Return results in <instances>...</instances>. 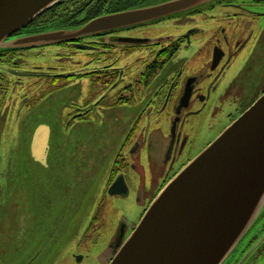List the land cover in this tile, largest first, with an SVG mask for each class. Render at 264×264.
Returning <instances> with one entry per match:
<instances>
[{"label": "flooded vegetation", "instance_id": "obj_1", "mask_svg": "<svg viewBox=\"0 0 264 264\" xmlns=\"http://www.w3.org/2000/svg\"><path fill=\"white\" fill-rule=\"evenodd\" d=\"M125 1L135 2V5L131 3V8H134L147 5L148 0H70L72 12L65 13V10H61L55 21L53 19L56 17H51L45 23H39L35 27L34 21L25 30L16 33L12 39L50 30L79 29L100 16L128 10L120 11L122 7L118 6ZM206 6L209 8L205 9L201 6L184 12L188 17L178 21L195 24L196 20L203 16V21H212L220 25L217 28L212 27L210 31L194 26L177 38L170 36L156 40L132 34L134 30H141L140 28L144 25L174 19L177 16L172 15L144 23V25L125 27L81 37L74 42L53 45L61 48L56 53L58 58L72 55L67 62L62 60L58 62L70 63L73 66H80L79 68L59 71L52 66L46 68L29 65L25 61L26 52L41 50L47 46L0 51V98L3 100L0 102V139L8 143L12 124L18 123L20 118L23 119L33 107L61 86L71 85L83 79L90 80V84L94 86L93 97L72 104L67 113L68 123L91 120L98 117L104 109L126 105L131 107L137 103L142 104L145 100L146 105L141 107L139 118L133 126L131 125L110 169L111 173L104 192L105 195L120 196L122 200L128 198L131 193L128 182L131 173L140 175L142 171L141 175L144 177L148 175L152 181L149 196L141 193L144 200L141 201V206L144 207L143 217L162 188L206 148L196 153L189 152L192 142V135L189 134L195 131L196 122L201 126L210 123L212 118H206L207 120L204 121L203 117L212 113L211 109L216 101L230 94L229 90L233 82L228 79V76L233 71V65L238 56L250 43H253L252 53L264 51V0H218ZM216 11H219L222 16L215 15ZM64 16L67 19L70 18V23L66 24L63 21ZM199 36L205 37V40L195 43L194 38ZM80 45L85 48H80ZM141 50L149 55L135 60V63L142 64V68L133 77V66L122 65L120 61L124 56ZM195 50L197 57L175 59L180 51H183V56H186L189 51ZM82 53H85L88 61H79L80 63L76 64L74 60L77 61V56ZM193 58L199 59L198 67H194L193 64L190 66ZM171 63L172 72L156 85L155 80ZM244 67L243 71L235 73L236 75L239 73V76H236L235 87L245 83L243 88L245 90L242 93V99L245 101L235 109V113L228 115L229 124L221 132H224L233 121L264 95V87L260 85L261 71L251 65ZM191 70L193 71L190 73ZM245 73L248 74L244 75ZM229 97L234 101L232 96L227 95V99ZM167 112H171L170 126L164 131L161 120L165 118L164 114ZM39 125L33 129L32 136ZM209 133L214 137L213 130ZM146 146L150 148V152L145 165L142 153L146 151L144 149ZM116 183H118L116 187L118 194H111L110 189ZM145 199L148 200L147 204ZM137 224H134L132 232L138 226ZM125 226H121L110 240L107 264L111 263L121 246L131 237L132 232L127 234ZM91 231L92 227L89 232ZM263 255L264 216L223 264H257L258 259ZM78 261H81L80 258ZM44 262L45 264L53 263L47 257Z\"/></svg>", "mask_w": 264, "mask_h": 264}, {"label": "rangeland", "instance_id": "obj_2", "mask_svg": "<svg viewBox=\"0 0 264 264\" xmlns=\"http://www.w3.org/2000/svg\"><path fill=\"white\" fill-rule=\"evenodd\" d=\"M161 2L165 0H148L146 4ZM214 14L222 16L219 11ZM187 17L185 13L177 14L174 19L144 25L132 34L156 40L170 36L177 38L194 26L207 31L220 26L212 21H203V16L195 24L178 21ZM203 40L205 37L202 36L194 38L195 43ZM252 44L238 56L228 76L233 86L227 95L232 96L234 101L225 95L213 105L212 113L203 117L204 121L212 118L210 123L206 126L195 123V131L188 132L192 135L189 152H199L211 140L215 141V136L221 135L222 129L229 124L228 115L235 113V109L245 101L242 99L245 83L239 85L242 87H235L244 66L251 65L261 71L260 85L264 87V51L252 53ZM60 49L47 45L44 49L26 52L25 61L29 65L52 66L59 71L80 67L58 62H67L72 56L58 58L56 53ZM148 55L141 50L124 56L120 62L122 65H132L135 77L142 68V64L135 63V60ZM183 55V51H180L175 59L197 57L196 50ZM74 61L76 64L86 62L88 57L82 53ZM191 64L198 67L199 59L193 58ZM172 68L171 63L158 76L155 84L158 85L162 78L172 72ZM238 71L237 76L235 73ZM94 90L87 79L61 86L33 107L23 119L20 118L18 123L12 124L8 143L0 139V264H24L26 255H31L40 246L47 248L46 257L53 261L52 264H107L112 236L124 225L127 234H131L134 224L142 218L144 207L141 201L144 200L141 193L148 197L152 190L148 175L142 176V171L140 175L131 173L128 181L131 193L124 200L120 196L105 195L104 192L110 169L131 125L139 118L141 107L146 105L145 100L131 107L104 109L91 120L68 123L67 113L72 104L93 97ZM170 115L171 112H167L161 120L164 131L170 126ZM41 123L52 130L48 166L37 164L29 153L33 129ZM210 130H213L214 137ZM144 149L143 164L146 165L150 148L146 146ZM91 227L92 231L89 232ZM257 264H264V255Z\"/></svg>", "mask_w": 264, "mask_h": 264}, {"label": "water", "instance_id": "obj_3", "mask_svg": "<svg viewBox=\"0 0 264 264\" xmlns=\"http://www.w3.org/2000/svg\"><path fill=\"white\" fill-rule=\"evenodd\" d=\"M63 1L0 0V51L74 42L218 0H165L100 16L76 30L12 39ZM34 131L29 153L37 164L48 166L52 130L40 124ZM117 186L111 187V194H118ZM263 216L264 95L162 188L110 264H223ZM46 250L35 248L24 264H42Z\"/></svg>", "mask_w": 264, "mask_h": 264}, {"label": "trees", "instance_id": "obj_4", "mask_svg": "<svg viewBox=\"0 0 264 264\" xmlns=\"http://www.w3.org/2000/svg\"><path fill=\"white\" fill-rule=\"evenodd\" d=\"M69 1H70V0H64L63 2H60V3L56 4V6H54V7L50 8V9L46 10L45 13H43L42 15L38 16V17L35 19L34 27H35L37 24H39V23H45L47 20H49L48 18H51V17H56V18L53 19V21H55V20L57 19V14H58L59 12L61 13V10H65V11H66L65 13H67V12H72V10H71L72 5L69 4ZM131 1H132V0H131ZM131 3H132V2H131ZM131 3L125 1V2H123L122 4L118 5V6L122 7V8L120 9V11H122V10H124V9H129V8H131V6H132L133 3H134V5L136 4L135 2H133L132 4H131ZM59 19H60V18H59ZM69 19H70V18L67 19V18H65V16H64V20H63V21H64L66 24H68V23H70V22H69Z\"/></svg>", "mask_w": 264, "mask_h": 264}]
</instances>
